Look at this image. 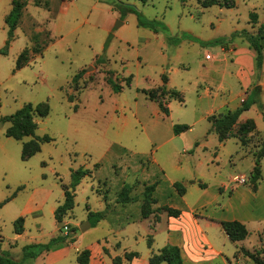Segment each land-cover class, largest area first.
Returning <instances> with one entry per match:
<instances>
[{
    "label": "rangeland",
    "instance_id": "374dc122",
    "mask_svg": "<svg viewBox=\"0 0 264 264\" xmlns=\"http://www.w3.org/2000/svg\"><path fill=\"white\" fill-rule=\"evenodd\" d=\"M9 5L10 0H0V203L13 199L0 210L1 253L20 264H34L36 259H24L25 247L47 244L68 233L77 243L61 264H79V253L103 243L111 258L125 250L145 258L169 244L166 213L160 215L157 227L155 216L141 221L146 186L158 183L153 214L158 216L170 205L183 214V220L169 224L172 229L187 223L193 209L204 218H214L233 193L254 189L250 179L255 160L245 149L253 154L264 140V59L259 72L257 54L243 32L256 34L264 24V0H236L233 9L203 8L198 0H149L146 4L140 0H27L14 40L4 51ZM252 13L258 15L257 24ZM140 17L166 30L141 26ZM118 23L122 25L117 27ZM215 41H224L222 51V44H212ZM232 46H237V55L227 54ZM238 64L250 74L247 91L236 78ZM79 73L80 78L73 81ZM163 75L169 78L167 89L179 92L183 100L166 93L168 115L156 101L162 91L149 98L150 92L164 86ZM110 80L123 87L120 93L114 92ZM257 86L260 92H254ZM246 97H251L252 104L232 135L236 137L248 120L255 122L256 130L246 136V147L236 138L221 146L209 118L233 112L221 111L222 102L232 109ZM27 104L40 105V111L49 108V115L35 114L34 136L22 141L8 138L10 123L3 118ZM177 125L190 130L176 135ZM45 136L52 141L24 161L23 144ZM80 168L91 170L92 175L71 190L75 205L62 216L61 226L54 212L71 189L73 171ZM261 169L258 187L264 188V158ZM236 176H246L248 183L235 187ZM219 182L230 188L222 196ZM175 183L186 187L187 207ZM125 186L132 187L135 199L127 206L118 203ZM26 207L35 214L19 215ZM105 208L110 221L82 232L81 226L90 222L89 211ZM21 217L25 218L23 238L17 237L14 226ZM126 219L135 223L118 229ZM201 227L221 255L211 254L203 244L199 264H254L243 250L256 253L263 248L259 236V230L264 233L263 223H248L249 236L236 243L207 221ZM69 244L70 240L57 249Z\"/></svg>",
    "mask_w": 264,
    "mask_h": 264
},
{
    "label": "trees",
    "instance_id": "16d2710c",
    "mask_svg": "<svg viewBox=\"0 0 264 264\" xmlns=\"http://www.w3.org/2000/svg\"><path fill=\"white\" fill-rule=\"evenodd\" d=\"M143 3H147L149 0H140ZM201 3L203 8H210L213 6H219L225 9H233L236 6L235 0H198ZM27 0H13V8L10 14L6 17L5 22L9 27L8 30V40L6 42V47L4 51H7L10 44L14 40V32L18 26V23L23 15V11L26 7ZM251 18L253 24L258 23V15L256 13L251 14ZM139 22L141 26L151 27L155 32L163 29L166 30L165 26H159L158 23L148 22L143 20L141 17L139 18ZM157 24V25H156ZM243 36L249 42L250 47L257 54V66L258 71H262L263 59H264V24L260 26L258 32L256 34H250L247 31L243 32ZM224 41H215L212 44H222ZM107 48V47H106ZM17 69L21 68L19 61L17 62ZM82 73L77 74L73 81H77ZM133 77L130 76L126 79V84L128 86L131 85ZM164 86L161 89L154 90L150 92L149 98L155 99L154 95L158 91H162L161 95L157 97L156 101L159 104L161 110L168 115L169 110L168 107L165 106V95L166 93L170 94V98L174 97L175 99H180V93L176 91H169L166 87L168 84L169 78L166 75L162 77ZM115 81L110 80V84L114 92L120 93L123 89L119 84H115ZM254 92H260V86L254 88ZM149 92V91H148ZM251 97H247L242 103L241 106L233 111L227 112L225 114H219L217 116L213 115L209 118V121L212 123L211 132H214L220 143H225L231 138H236L239 140L240 144L243 147H246L249 143V140L246 139V136L253 133L256 130V125L253 120H248L245 123L241 124L238 131L237 136H233V130L239 122L242 114L249 110L251 106ZM180 102L183 100L180 99ZM40 105L34 107L32 104H27L15 114L4 117L3 121L10 123L9 128L6 131V136L8 138H12L17 141H22L26 137H31L35 135V132L38 128L37 123L34 121V116L36 113L39 114L41 118H45L49 115V108L44 111H40ZM190 130L189 126H175L174 132L176 135H180L186 131ZM52 139L49 136H45L43 138L33 139L31 141L25 142L22 148V159L27 161L34 157L36 154L41 152L42 144L45 142H51ZM253 156L255 159V167L251 173V182L254 183V189L256 191L258 182L262 179V169H261V161L264 158V140L262 147L259 150L253 152ZM92 175V171L89 169L80 168L72 173V182L70 188L72 190H76V188L80 185L81 181L88 176ZM174 188L177 193L182 197L186 194V187L182 183H175ZM158 187V183H154L152 185L146 186L143 194V205L141 209L142 218H148L153 214L152 206L156 204V200L154 199L156 190ZM21 190V189H19ZM132 187L125 186L119 194L118 203L126 205L129 203H133L135 201L134 198L131 197ZM74 192H71L69 189L65 192V200L62 205H60L55 211V219L57 222H62V216L66 215L69 211L73 210L75 202H74ZM10 200H6L3 203H0V210L3 208L5 204H7ZM163 211L166 212L169 217L178 218L181 216V211L177 209H173L170 207H164ZM107 212H89V220L92 223V226H97L102 220L106 218ZM25 218L21 217L17 219L14 223L15 233L17 235H21L24 232ZM222 229L229 237L232 242H242L247 239L249 236V231L245 224L239 221H224L221 223ZM71 236L67 234H63L57 238L52 239L47 244H36L29 245L24 248V259L35 260L40 257L43 253L50 252L52 250L57 249L62 244H66L69 242L73 243L74 239L70 238ZM149 246L152 247V239L149 240ZM243 253L249 257L254 264H264V260L261 259V256L264 255V248L259 250L256 253H251L247 250H243ZM139 253H127L125 255V259L128 262H131L133 259L138 258ZM90 251L85 250L79 254L78 262L79 264H89ZM150 264H184V260L181 254V250L177 246H167L163 248L159 253H153L149 260ZM0 264H20L19 262L13 260L8 254L0 252ZM114 264H122L121 258L114 259Z\"/></svg>",
    "mask_w": 264,
    "mask_h": 264
},
{
    "label": "crops",
    "instance_id": "0c3cea01",
    "mask_svg": "<svg viewBox=\"0 0 264 264\" xmlns=\"http://www.w3.org/2000/svg\"><path fill=\"white\" fill-rule=\"evenodd\" d=\"M12 8H13V0H10V5L8 8L9 10H5V13H7L8 11L11 12ZM221 9H225V8H221ZM223 48L224 47L222 45L221 51L223 50ZM230 48H231V50H229V52L227 54L237 55V53L239 52L237 50V46H232ZM250 54L253 56L252 52ZM235 67H236L235 70H236V74H237L236 78L241 80V87L244 88L245 91H247L246 89L248 87H250V85H251L250 84L251 79L249 77L250 74L245 70V68L242 64L235 65ZM214 70L217 72L216 68H214ZM220 76H221L220 73H217V82H220ZM245 99H247V97ZM241 103L242 102L240 100V105L230 109L228 102H222L220 108H221V111L223 109L235 111L241 106ZM225 143H227V141ZM225 143H220V144L222 146V145H225ZM245 150L247 151V152L245 151L246 154L249 153L254 158L253 154L251 153V151L249 149L248 150L245 149ZM252 167H253V163H252ZM252 171H253V169L251 170V172ZM191 183L194 184L195 182L191 181ZM219 183L220 184L217 186V188L219 189L221 196L225 192H227V191L229 192L230 188H228L226 184H224L222 182H219ZM200 185H202V184H200ZM20 189H22V188H20ZM157 191H158V187H157ZM186 194H187V189H186ZM186 194L183 197H181V200H182V203L184 204V206L187 207L188 205L185 203L186 202L185 201ZM232 195H233V197H230L227 200V202L223 206H221L220 209H218L215 214H213L212 217H214V218H208V217L204 218V217L198 215L196 213V211L193 209V210H191V212H189V214L192 215V217L189 218V221H187V223H185V224H180V226L175 228V229H172L171 226L169 228V224L170 223L174 224L175 222H180V220H183L182 219V216H183L182 213H181V216L178 218L169 217V215L166 212L159 213L158 216H157V213L152 214L149 217L155 216V227H157L162 222V217L160 215L166 213L167 214L166 215L167 216V224H168V227H167V239H168V243H169L168 246H177L180 248L181 254H182V257L184 260V264H189V263L190 264H199V261H201L202 256H203L202 255L203 244L208 247L211 254H214L216 256L221 255V252H217L215 246L209 240L208 236L204 235L205 231L201 227L202 221H207L209 226H212V227L216 228L217 230H223L221 223L224 221H239V222L245 224L246 227H247L248 223H263L264 224V188L258 187V184H257L256 191L254 189L249 190V191L244 190L241 192L237 191V192L233 193ZM11 200H13V199L11 198ZM11 200L8 202V204H10L12 202ZM238 200L242 201L241 205H238V202H237ZM218 201H219V199L217 196V203H218ZM127 205L128 204H126L125 206H127ZM168 207L172 208L171 205ZM106 209L107 208H105L104 211H106ZM173 209H175V208H173ZM176 209L178 210V208H176ZM34 211L35 210L29 209V207H26L25 210L23 212H20L19 215H22V216L34 215L35 214ZM89 212H94V211L90 210ZM99 212H101V211H99ZM259 213H261V214H259ZM54 216H55V212H54ZM110 219H111V215L107 214L106 218L104 220L110 221ZM145 219H147V218H142V216H141V221L145 220ZM134 221H137V220H134ZM134 223L135 222H133V220H127V219L124 221L121 220L120 225H122V227H120L118 229H123L126 225H132ZM195 232H197V233H195ZM25 233H26V230L24 229L23 234L17 235V237L23 238ZM259 234H260L259 236H261V243L263 244L262 247L264 248V241L262 240L264 233L262 232V229L259 230ZM225 236H227L226 233H225ZM153 241L154 240L152 239V247H153ZM76 243L77 242L71 243L69 245L63 246L60 249L44 253L34 261V264H61L70 258V255H71L73 249H75ZM152 247H150V248H152ZM88 250L90 251L89 264H111L110 262L114 263V258H111L108 256L109 250H108L106 244H104V243L98 244V245L94 246L93 248L90 247ZM127 253H133V252H128L127 250H125L123 252L122 256H118L119 258L122 259V264H150L149 263L150 257L152 256L153 253H156V252H154V251L149 252L145 258H142L141 255L139 254V257L133 259L131 262H128L125 259V255ZM78 257H79V255H78ZM78 257H77V260H78ZM107 257H109L110 261L107 260ZM163 264H165V263H163Z\"/></svg>",
    "mask_w": 264,
    "mask_h": 264
},
{
    "label": "built area",
    "instance_id": "2783aa9c",
    "mask_svg": "<svg viewBox=\"0 0 264 264\" xmlns=\"http://www.w3.org/2000/svg\"><path fill=\"white\" fill-rule=\"evenodd\" d=\"M208 58H211L208 56ZM232 183L234 184L235 187H240L244 186L248 183V179L246 176H236L233 178Z\"/></svg>",
    "mask_w": 264,
    "mask_h": 264
},
{
    "label": "water",
    "instance_id": "95a60500",
    "mask_svg": "<svg viewBox=\"0 0 264 264\" xmlns=\"http://www.w3.org/2000/svg\"><path fill=\"white\" fill-rule=\"evenodd\" d=\"M122 25V23H118V25H117V27H120ZM72 189H70V191H71ZM61 224V226L63 225V223H60ZM91 223L90 222H88V223H85V224H83L82 226H81V231L82 232H86L88 229H90L91 228Z\"/></svg>",
    "mask_w": 264,
    "mask_h": 264
}]
</instances>
